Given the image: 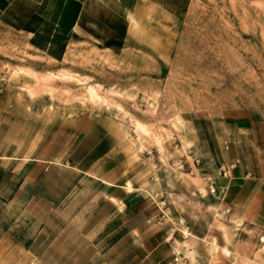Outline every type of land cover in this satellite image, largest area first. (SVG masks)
Returning <instances> with one entry per match:
<instances>
[{"label":"rangeland","instance_id":"obj_1","mask_svg":"<svg viewBox=\"0 0 264 264\" xmlns=\"http://www.w3.org/2000/svg\"><path fill=\"white\" fill-rule=\"evenodd\" d=\"M116 1L131 30L114 54L51 22L31 37L22 27L36 26L25 17L36 3L0 0V155L27 159L38 145L46 156L63 154L70 123L110 115L119 162L105 169H123L143 194L157 184L155 172L170 189L171 170L189 176L203 164L197 130L212 148L216 121L264 120V0Z\"/></svg>","mask_w":264,"mask_h":264},{"label":"crops","instance_id":"obj_2","mask_svg":"<svg viewBox=\"0 0 264 264\" xmlns=\"http://www.w3.org/2000/svg\"><path fill=\"white\" fill-rule=\"evenodd\" d=\"M33 1L25 17L37 16V24L22 27L31 37L51 22L114 54L126 45L131 23L116 0ZM109 118L70 123L63 154L46 156L38 145L27 159L0 155V264H264V120L216 121L212 148L197 130V173L179 177L173 169L163 190L155 172L157 184L143 194L133 179L126 190L123 169H105L119 162V123ZM229 163L230 177L218 176L214 166Z\"/></svg>","mask_w":264,"mask_h":264},{"label":"built area","instance_id":"obj_3","mask_svg":"<svg viewBox=\"0 0 264 264\" xmlns=\"http://www.w3.org/2000/svg\"><path fill=\"white\" fill-rule=\"evenodd\" d=\"M223 145H224V148H228V141L226 140V141H224L223 142ZM200 158H196L195 159V163H199L200 162ZM184 166H185V164L183 163V162H178V164H177V168H184ZM234 167V163H229V164H221L219 167H218V169H219V171H218V174H219V176H222V177H224V178H228V177H230V171H231V169ZM209 192L210 193H214L215 192V187H214V185H213V183H211L210 185H209ZM179 252L177 251V250H175L174 251V260L175 261H178V257H179Z\"/></svg>","mask_w":264,"mask_h":264},{"label":"trees","instance_id":"obj_4","mask_svg":"<svg viewBox=\"0 0 264 264\" xmlns=\"http://www.w3.org/2000/svg\"><path fill=\"white\" fill-rule=\"evenodd\" d=\"M154 1H156L157 3H160L161 5L166 6V4H165V2L163 0H154ZM31 19L32 20H37V16H33Z\"/></svg>","mask_w":264,"mask_h":264}]
</instances>
